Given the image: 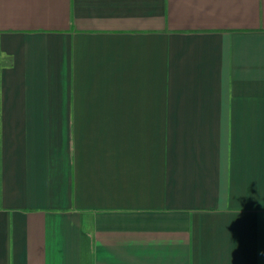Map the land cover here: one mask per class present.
<instances>
[{
    "label": "crops",
    "instance_id": "crops-1",
    "mask_svg": "<svg viewBox=\"0 0 264 264\" xmlns=\"http://www.w3.org/2000/svg\"><path fill=\"white\" fill-rule=\"evenodd\" d=\"M0 264H264V0H0Z\"/></svg>",
    "mask_w": 264,
    "mask_h": 264
}]
</instances>
